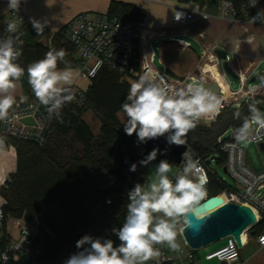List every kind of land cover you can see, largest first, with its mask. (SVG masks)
I'll return each mask as SVG.
<instances>
[{
	"label": "trees",
	"instance_id": "1",
	"mask_svg": "<svg viewBox=\"0 0 264 264\" xmlns=\"http://www.w3.org/2000/svg\"><path fill=\"white\" fill-rule=\"evenodd\" d=\"M221 1L224 0H178L180 4L200 7ZM226 1L232 3L237 20L245 17L241 7L247 0ZM107 14L134 21L145 18L144 10L116 0L111 1ZM19 33L23 40V54L18 63L26 69L28 64L42 59L50 48L42 43V34L37 36L31 26L20 27ZM54 45L57 50L65 49V60L72 68H77L74 48L57 41ZM58 66L63 68L65 65L60 63ZM18 82L27 95L32 93L26 73ZM129 87L130 83L121 82L117 75L103 69L88 87L82 106L67 103L55 115L43 146L3 135L0 121V137L5 138V145L14 147L17 158V169L10 175L7 189L0 190L1 204L6 219L24 217L33 221L38 217L43 223L45 229L40 230L41 245L35 254L40 263L63 264L78 251L76 242L86 234L111 239L114 246L119 244L113 228H119L124 223L128 192L135 184L145 183V167H137L135 172H131V164L128 165L123 184L119 183L116 174L118 160L113 152L114 143L121 133L125 134L117 114L123 112L121 105ZM254 100L264 101V97L258 96ZM250 102L252 100L243 102L239 107H226L209 127L198 125L188 133L187 145L202 158L218 156V161L223 162L217 138L242 124L243 117L248 115ZM258 106L264 110V103ZM89 111H94L101 123L97 135L83 119ZM236 111H240V119L234 118ZM122 151L128 157L124 148ZM137 151L142 153L141 144ZM163 158L162 154H158L156 159ZM223 189L224 184L211 179V196L220 194ZM262 229L263 225H257L248 233L256 236Z\"/></svg>",
	"mask_w": 264,
	"mask_h": 264
},
{
	"label": "clouds",
	"instance_id": "2",
	"mask_svg": "<svg viewBox=\"0 0 264 264\" xmlns=\"http://www.w3.org/2000/svg\"><path fill=\"white\" fill-rule=\"evenodd\" d=\"M257 0H252L255 6ZM21 0H9L8 8L19 11ZM181 19V14H176ZM264 23V10L251 17ZM37 36L43 34L47 19L30 18ZM7 37H0V121L9 120V112L17 104V82L25 73L31 92L49 113L58 114L65 104L76 99L72 91L74 70L65 60L67 52L61 48L49 49L42 59L28 64L25 69L18 60L23 54V40L16 22H10ZM64 63V67L58 65ZM264 87V77H261ZM264 101L252 100L248 104V115L234 130L237 143H251L264 139V110L258 105ZM224 107L222 98L208 86L203 77L192 80L182 87L167 82L158 72L151 70L139 75L130 83L128 93L121 105L125 115L123 131L137 137V145L166 136L169 146L187 145L188 133L202 121L214 120ZM240 119V111L234 113ZM253 124L255 128H253ZM167 134V135H166ZM5 149V138L0 137V151ZM167 151V149H165ZM160 149L153 148L146 158L139 161L142 166L156 160ZM195 157V158H194ZM183 168L170 179L172 164L159 161L154 176H149L146 185L135 184L128 192L127 212L124 223L113 228L119 244L111 239L84 235L76 242L77 252L71 254L63 264H147L159 262L162 255L157 245H166L171 251L181 246L177 236L186 229L195 228V222L202 221L211 210L207 205V173L198 157L191 150L182 153ZM137 164H131L129 171L135 172ZM264 243V237L260 238ZM7 264V256L4 257Z\"/></svg>",
	"mask_w": 264,
	"mask_h": 264
},
{
	"label": "built area",
	"instance_id": "3",
	"mask_svg": "<svg viewBox=\"0 0 264 264\" xmlns=\"http://www.w3.org/2000/svg\"><path fill=\"white\" fill-rule=\"evenodd\" d=\"M251 3L252 0H247L241 7L242 12L249 21L251 17H255L260 12L258 1L255 6L250 7ZM220 8L222 19L237 20V12L230 1H221ZM177 13L181 14L180 20L176 19ZM197 17L207 20L210 15L202 10L175 9L172 19L176 25H185ZM30 18L21 8L19 11L10 9L8 17L0 26V37L13 35L6 32L8 24L13 21L16 22L18 29L24 25L33 27ZM255 23L264 24L259 20ZM147 30L148 25L145 20L134 21L110 16L107 13L85 11L75 15L57 31L51 32L48 27H45L43 34L50 35V41L47 45L50 49H56L54 41L74 48V57L78 61L79 77L90 84L103 69H106L117 75L121 82L127 83H131L139 75L151 70L158 72L167 82L176 87H182L192 80L199 81L201 77L210 86L213 76L209 62L214 63L219 59L213 47L207 49V52L197 62L194 70L186 77L174 78L165 71L156 69L153 66L154 53L145 54L143 52V34ZM240 81L242 83L240 89L232 92L230 96H225L222 90L217 93L222 98L224 105L220 114L230 105L239 107L243 102L256 98L254 88L245 87L243 78ZM71 87L76 95V99L71 103L82 106L86 101L88 87L85 89L74 85ZM55 115L49 113L46 107L41 105L34 94L31 93L17 99V104L9 112V120L1 121V132L7 137L34 142L43 146L51 131ZM217 117L208 122L202 121L199 125L209 127L216 121ZM23 119H31L33 122L25 124L22 122ZM253 128H255L254 124ZM228 131L217 138V146L224 157V168L227 174L238 186L231 187L220 182L224 184V189L216 196L222 197L225 203L243 204L253 209L257 220L252 227L263 225L262 232L255 236L257 244L263 248L264 243H261L260 238L264 237V170L256 172L246 165L245 146L254 144L259 146L260 149L261 146L264 148V139L251 143H237L234 138V131L232 130L230 134H228ZM9 146L11 145H5V148ZM187 149L195 153L207 173L209 182L206 185V199L213 197L209 193V186L211 179H216V177L212 171H209V165L211 161L218 160V158L212 155L202 158L189 145H187ZM183 166V161L175 165V175L182 170ZM175 175L170 179L174 181ZM10 181V176H5L0 190L7 189ZM41 229L45 228L38 217L33 221H27L24 217H8L6 219L2 204H0V263L5 264V256H7L8 264L11 261H18L25 254H31L33 264H44L37 261L35 259L36 253L33 254L31 251L33 240L36 236H40ZM222 241H225L224 244L207 252L205 260H217L222 264H240L241 250L245 247L246 241L243 240L242 248L237 246L236 241L231 236ZM177 242L181 246L179 251H171L166 245H157L162 252L158 264H198L200 250L196 251L188 247L181 235L177 236ZM147 264H157V261L150 260Z\"/></svg>",
	"mask_w": 264,
	"mask_h": 264
},
{
	"label": "crops",
	"instance_id": "4",
	"mask_svg": "<svg viewBox=\"0 0 264 264\" xmlns=\"http://www.w3.org/2000/svg\"><path fill=\"white\" fill-rule=\"evenodd\" d=\"M111 1L21 0L20 8L31 18L47 19L48 24L46 27L51 32H54L68 23L78 13L85 11L108 13ZM116 1L131 3L137 8L144 10V20L148 25V30L143 34L142 50L145 54H155L153 66L156 69H159L155 66L156 53L151 47V42L154 39L162 41L159 57L162 68L159 70L166 72L169 69L181 78L191 73L199 59L207 52V49L213 47L214 51L221 50L225 52L227 58L226 60L217 59L214 63L209 62L213 76L210 86L216 85L219 88V92L222 90L225 96H230L235 91L232 90L230 82L226 78L225 63L227 62L232 71L237 75L236 78H239V80L243 78L245 80L244 85L247 87L250 86L251 83L249 82L256 75L258 67L264 62V24L251 23L246 17L241 20L222 19L220 16V3H210L200 7L198 5L180 4L178 0ZM257 1L260 11L264 10V0ZM8 2L9 0H0V26L8 17L10 10L7 7ZM175 9L202 10L208 13L210 18L203 20L197 17L185 25H176L172 19ZM72 69L75 73L72 86L74 85L83 89L89 87L90 83L79 77L78 68ZM241 85L240 81V87ZM250 87L256 91V97H264V87H261V84ZM15 95L16 99L27 95L20 82H17ZM122 113L119 112L117 114L119 120V116ZM85 115L83 119L89 125L93 134L97 135L101 129L100 121L93 119L96 127V130H93L92 124L85 119ZM16 169V151L12 146L6 147L3 151H0V187L4 177L14 174ZM168 175L171 178L174 175V171ZM149 176L153 175L147 174V177L145 175L147 180ZM144 185L146 184L144 183ZM1 203L2 198L0 196ZM245 237L246 245L244 248L250 247L246 254H240L239 263L264 264V247H259L255 236L251 233L247 232Z\"/></svg>",
	"mask_w": 264,
	"mask_h": 264
},
{
	"label": "water",
	"instance_id": "5",
	"mask_svg": "<svg viewBox=\"0 0 264 264\" xmlns=\"http://www.w3.org/2000/svg\"><path fill=\"white\" fill-rule=\"evenodd\" d=\"M216 54L219 59L226 60L227 56L225 52L217 50ZM170 76L180 79L171 70H167ZM225 73L231 74L235 78L237 75L232 71L230 66L225 63ZM261 78V75H254L249 83H255L257 79ZM212 90L219 92V88L216 85H211ZM55 114V113H54ZM23 123L29 124L33 121L31 119H23ZM167 135V134H166ZM142 153H138L137 138L128 136L121 133L119 138L114 143L115 156L118 160V166L116 168V174L119 178V183L123 184L126 177L127 166L133 163L137 164V167L142 166L139 161L146 158L147 154L151 152L153 148L160 149L158 154H162L166 160L171 164L177 165L182 161V153L186 151L185 146H169L166 142V136L160 137L157 140L148 141L146 144H141ZM122 148L126 150L128 157H125ZM167 149V151H165ZM261 149L264 151L263 146ZM157 154V155H158ZM152 162V161H151ZM224 172L227 173L224 168ZM207 205L212 208L209 214L199 222H195L196 227L186 229L182 237L188 247L193 250H201L213 244H216L227 237H233L239 248L243 247L242 236L248 231L257 220L256 214L253 209L247 205L238 203H225L224 199L220 196H214L207 199ZM41 245V237L38 235L34 238L31 251L35 254ZM33 256L31 254L23 255L18 261H11L8 264H33ZM1 264V263H0Z\"/></svg>",
	"mask_w": 264,
	"mask_h": 264
},
{
	"label": "rangeland",
	"instance_id": "6",
	"mask_svg": "<svg viewBox=\"0 0 264 264\" xmlns=\"http://www.w3.org/2000/svg\"><path fill=\"white\" fill-rule=\"evenodd\" d=\"M41 40L45 45H48L49 41H50V35L49 34H42ZM161 44H162V41L160 39H154L151 42V47L154 50V52L156 53L155 66L159 69L162 68V65L160 64V61H159ZM256 74L262 75V77H264V62L261 63V65L258 67ZM226 78L230 82V86H231L232 90L237 91L240 87L239 78H235L231 74H226ZM260 84H261V78L258 81H256L254 84H250V86L260 85ZM119 118L121 120V123L123 124V122L125 120L124 113L120 114ZM85 119L87 121H89L90 124H92L93 130H96L95 123H93V121L95 119H97L99 121V119L96 116L95 112L94 111L88 112L85 115ZM231 132H232V130H229L228 134H230ZM77 147L78 146L76 144H74V148L77 149ZM216 157L219 158L218 156H216ZM159 161H160L159 159H156V160L150 162L147 165V167H145L146 177H147V174H152L154 176L155 170H156V167H157ZM224 162H225V160L223 162H219L218 160L211 161L210 165H209V171L210 172L212 171L214 173V176L216 177V180L218 182H221V183L223 182L227 186L237 187L238 186L237 183L227 173L224 172ZM245 163L253 171L260 172V171L264 170V151H262L259 146H256L254 144L246 145L245 146ZM172 167H173V171H174V175H175V165L172 164ZM146 177H145V184H147V182H148ZM224 242L225 241H220L216 244H213L211 246L206 247V249L200 250L199 256H198V264H222L217 260L206 261L205 255L207 254L208 251H211V250L215 249L216 247L224 244ZM249 247L250 246H248L247 248H243L241 250V254L242 255L246 254L249 251Z\"/></svg>",
	"mask_w": 264,
	"mask_h": 264
},
{
	"label": "bare ground",
	"instance_id": "7",
	"mask_svg": "<svg viewBox=\"0 0 264 264\" xmlns=\"http://www.w3.org/2000/svg\"><path fill=\"white\" fill-rule=\"evenodd\" d=\"M243 240H244V241L246 240L245 234L243 235Z\"/></svg>",
	"mask_w": 264,
	"mask_h": 264
}]
</instances>
